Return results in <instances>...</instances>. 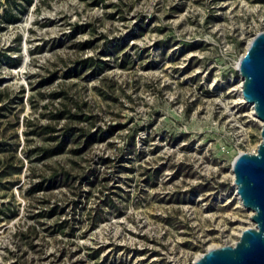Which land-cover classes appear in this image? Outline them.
<instances>
[{"label":"rangeland","instance_id":"374dc122","mask_svg":"<svg viewBox=\"0 0 264 264\" xmlns=\"http://www.w3.org/2000/svg\"><path fill=\"white\" fill-rule=\"evenodd\" d=\"M262 30L264 0H0V264H191L236 241L231 165L261 138L237 62ZM86 58L102 70L74 74ZM66 125L96 138L41 157Z\"/></svg>","mask_w":264,"mask_h":264},{"label":"water","instance_id":"95a60500","mask_svg":"<svg viewBox=\"0 0 264 264\" xmlns=\"http://www.w3.org/2000/svg\"><path fill=\"white\" fill-rule=\"evenodd\" d=\"M237 70L241 97L261 122L255 152L238 153L231 165L236 193L253 225L242 229L233 244L208 248L191 264H264V30L250 39Z\"/></svg>","mask_w":264,"mask_h":264},{"label":"trees","instance_id":"16d2710c","mask_svg":"<svg viewBox=\"0 0 264 264\" xmlns=\"http://www.w3.org/2000/svg\"><path fill=\"white\" fill-rule=\"evenodd\" d=\"M95 3H97V1ZM81 45L85 46L86 44H81ZM100 62L102 63V61H100ZM96 63L97 62L93 58H86V59L76 61V62H74L75 67H73L72 72L74 74H79L80 70H82L84 68H92L93 67V74L97 73L98 70L101 71L103 67L99 66L98 64L96 66ZM77 66H80L79 69L77 68ZM61 94L62 93L57 92V93H51L50 95L52 98H56V97L60 96ZM4 95H7V94H3L2 91L0 90V101H2L4 99V97H3ZM1 109L2 108H0V110ZM48 116H49V118H51L52 121L53 120H59L61 118H76V117L80 118V115L70 113L69 109H65V108L64 109H58L54 113H49ZM60 130H61L60 136H62V137H61L59 143H57L55 146L41 147V148L37 149L38 151H40L41 157L47 158V157H50V156H53L55 154L62 152L64 149V144H65L66 140H68L70 138L74 140V136H75V138L76 137L80 138L82 136H85L86 137L85 145H88L89 143H91L96 138L95 133L86 134L83 132V130L81 128H76V127H72V126H68V125L64 126ZM77 131H81V133L76 134ZM53 132H56V127L53 126L51 123L44 125V126H39L38 130L36 131V133L38 135L49 134V137H48L49 140H57L58 135L52 134ZM100 138H102V135ZM61 173L64 174V172H61ZM57 175H59V173H54L53 177H57ZM39 186H41V185H38L37 187H39ZM35 188H32V190H34ZM51 212H54V210ZM59 226H60V228H63L62 224H60Z\"/></svg>","mask_w":264,"mask_h":264},{"label":"built area","instance_id":"2783aa9c","mask_svg":"<svg viewBox=\"0 0 264 264\" xmlns=\"http://www.w3.org/2000/svg\"><path fill=\"white\" fill-rule=\"evenodd\" d=\"M241 80V79H240ZM241 89V83L239 84V90ZM244 101V100H243ZM251 107V106H250ZM252 114H253V108H252ZM254 115V114H253ZM255 150H256V147L255 148H253V149H250V150H248V151H240V152H255ZM239 152V153H240ZM235 242V241H234ZM233 242V243H234ZM233 243H230V244H233Z\"/></svg>","mask_w":264,"mask_h":264},{"label":"bare ground","instance_id":"6f19581e","mask_svg":"<svg viewBox=\"0 0 264 264\" xmlns=\"http://www.w3.org/2000/svg\"><path fill=\"white\" fill-rule=\"evenodd\" d=\"M248 43H249V42H248ZM256 147H257V146H256ZM253 148H255V147H253ZM253 148H252V149H253ZM238 198H239V197H238ZM239 201H240V199H239ZM250 213H251V212H250Z\"/></svg>","mask_w":264,"mask_h":264}]
</instances>
